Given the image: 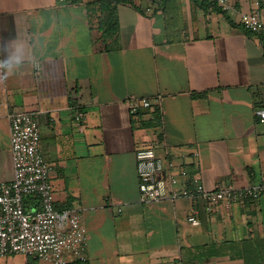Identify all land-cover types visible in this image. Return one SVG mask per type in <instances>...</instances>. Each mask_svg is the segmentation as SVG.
<instances>
[{
  "label": "crops",
  "instance_id": "0c3cea01",
  "mask_svg": "<svg viewBox=\"0 0 264 264\" xmlns=\"http://www.w3.org/2000/svg\"><path fill=\"white\" fill-rule=\"evenodd\" d=\"M259 2L227 0L225 10L217 0H162L146 14L129 1L0 0V52L18 36L43 52L38 69L0 70V182L14 178L10 116L29 112L56 208L83 215L89 241L79 264H264V197L210 214L191 199L144 204L135 157L154 148L208 190L264 178L255 118L264 39L240 23L256 10L264 22ZM131 97L153 107L133 111ZM24 204L40 208L35 198ZM193 208L198 226L188 222ZM0 264L47 263L14 255Z\"/></svg>",
  "mask_w": 264,
  "mask_h": 264
},
{
  "label": "built area",
  "instance_id": "2783aa9c",
  "mask_svg": "<svg viewBox=\"0 0 264 264\" xmlns=\"http://www.w3.org/2000/svg\"><path fill=\"white\" fill-rule=\"evenodd\" d=\"M67 3L68 0H58ZM136 3L146 14L153 12L155 4L162 0H128ZM228 9L227 0H217ZM258 9L259 0H253ZM241 25L252 34L264 39V22L258 10L241 15ZM133 111L150 110L149 98L131 97L127 100ZM79 118L82 116L78 114ZM256 123L264 124V108L255 111ZM10 146L14 178L0 182V257L23 255L47 264H77L87 261L88 231L82 213L70 209L58 210L50 175L52 167L41 152V133L35 115L15 112L10 116ZM139 197L144 204L169 199L200 201L204 211L210 214L219 205L229 207L245 204L264 197V178L255 185L236 189L232 186L208 190L200 177L184 165L159 156L154 148L136 152ZM39 201V210L25 209V199ZM193 226L200 225L198 210L193 208L188 217Z\"/></svg>",
  "mask_w": 264,
  "mask_h": 264
},
{
  "label": "clouds",
  "instance_id": "9594fccd",
  "mask_svg": "<svg viewBox=\"0 0 264 264\" xmlns=\"http://www.w3.org/2000/svg\"><path fill=\"white\" fill-rule=\"evenodd\" d=\"M5 52H0V70L6 75L18 73L29 67L38 69L43 58L41 47L32 42L31 38L24 36H18L11 41Z\"/></svg>",
  "mask_w": 264,
  "mask_h": 264
},
{
  "label": "trees",
  "instance_id": "16d2710c",
  "mask_svg": "<svg viewBox=\"0 0 264 264\" xmlns=\"http://www.w3.org/2000/svg\"><path fill=\"white\" fill-rule=\"evenodd\" d=\"M104 2H111V3H120V2H127L128 0H103ZM130 2V1H129ZM216 5V4H215ZM103 9H105V7L103 8ZM217 11H219V12H221V13H225L221 8H218L217 7V9H216ZM102 26L105 28V24H102ZM249 33V32H248ZM105 34L107 35H109V34H111V32H110V28H108V29H106L105 30ZM249 34H252V33H249ZM26 200V199H25ZM79 264V263H78Z\"/></svg>",
  "mask_w": 264,
  "mask_h": 264
}]
</instances>
